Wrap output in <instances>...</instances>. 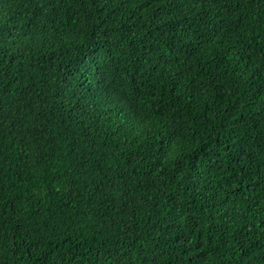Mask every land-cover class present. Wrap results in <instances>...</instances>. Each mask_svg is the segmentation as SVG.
<instances>
[{"label": "trees", "instance_id": "trees-1", "mask_svg": "<svg viewBox=\"0 0 264 264\" xmlns=\"http://www.w3.org/2000/svg\"><path fill=\"white\" fill-rule=\"evenodd\" d=\"M0 264H264V0H0Z\"/></svg>", "mask_w": 264, "mask_h": 264}]
</instances>
